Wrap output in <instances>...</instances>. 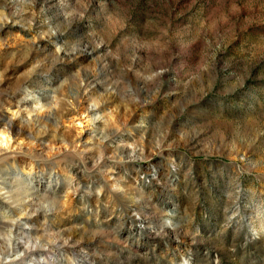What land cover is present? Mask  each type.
Listing matches in <instances>:
<instances>
[{"label":"rangeland","instance_id":"obj_1","mask_svg":"<svg viewBox=\"0 0 264 264\" xmlns=\"http://www.w3.org/2000/svg\"><path fill=\"white\" fill-rule=\"evenodd\" d=\"M0 264H264V0H0Z\"/></svg>","mask_w":264,"mask_h":264}]
</instances>
